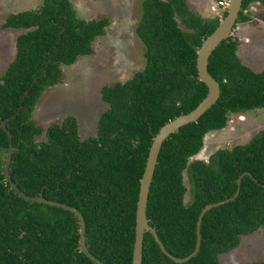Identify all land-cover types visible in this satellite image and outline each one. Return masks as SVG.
<instances>
[{"label": "trees", "instance_id": "16d2710c", "mask_svg": "<svg viewBox=\"0 0 264 264\" xmlns=\"http://www.w3.org/2000/svg\"><path fill=\"white\" fill-rule=\"evenodd\" d=\"M253 2L264 6V0H244L237 23L251 19L246 10ZM220 19L203 17L188 0H143L136 32L145 45L146 64L130 79L102 87L108 107L96 135L82 139L77 117L67 115L44 128L33 112L46 88L61 82V65L93 53V42L105 34L110 19L80 17L72 0H42L36 9L7 16L3 27L26 31L17 36L16 55L0 75V264H96L79 249L80 225L73 212L26 200L5 180L10 140L1 123L8 118L14 145L10 174L18 187L78 208L89 250L108 264L132 263L150 148L165 123L206 97L197 52ZM239 45L231 34L213 51L208 69L220 83L219 100L172 133L159 154L147 216L167 250L177 257L193 252L202 209L233 196L243 172L251 175L243 177L234 200L206 212L196 256L175 262L146 231L142 264H220V255L237 248L243 236L264 229V128L246 143L216 150L208 161L191 159L209 132L227 126L230 114L264 108V69L245 64ZM43 132L46 139L37 140Z\"/></svg>", "mask_w": 264, "mask_h": 264}, {"label": "rangeland", "instance_id": "374dc122", "mask_svg": "<svg viewBox=\"0 0 264 264\" xmlns=\"http://www.w3.org/2000/svg\"><path fill=\"white\" fill-rule=\"evenodd\" d=\"M191 7L205 18H222L224 9L219 0H188ZM80 17L111 21L104 35L93 42V53L81 55L72 65H61L63 78L55 86L47 87L36 104L33 119L44 128L61 123L67 115L77 117L82 139L97 133L101 113L108 104L102 99L104 85L124 82L144 68L145 45L136 32L142 16L143 0H72ZM42 0H0V75L16 55L17 36L23 28H5L3 23L11 13L36 9ZM246 13L249 21H239L232 35L239 40V56L254 70L264 69V6L253 2ZM264 128V108L245 113H232L227 126L209 132L201 151L191 159L209 160L220 148H232L248 142ZM43 132L37 140H45ZM185 184L190 180L185 171ZM191 194L188 191L185 201ZM220 264H246L253 260L264 261V229L245 235L240 245L219 257Z\"/></svg>", "mask_w": 264, "mask_h": 264}, {"label": "water", "instance_id": "95a60500", "mask_svg": "<svg viewBox=\"0 0 264 264\" xmlns=\"http://www.w3.org/2000/svg\"><path fill=\"white\" fill-rule=\"evenodd\" d=\"M244 0H229V4L226 9V14L220 19L218 26L215 30L207 36V38L203 41L201 47L198 49L197 56V69H198V78L202 82H204L208 87V93L206 97L191 111L188 113H182L174 119L169 120L165 123L158 133L155 135L152 146L149 151V155L146 162V167L141 178L140 190H139V198L137 202V212H136V230H135V242L133 249V260L131 264H142L143 262V250H144V238L146 231H150L157 243L159 244L162 251L169 256L175 262H186L192 257L196 256L200 250L202 234H201V224L203 221V217L207 211L212 208L228 203L234 200L240 193L242 179L245 175H251L249 171L243 172L238 178V187L235 194L229 198L210 203L206 205L199 214L198 222H197V240L196 246L193 252L185 257H177L170 253L163 241L161 240L157 230L150 224L148 216H147V206L149 193L151 189V184L153 181V176L156 170V166L159 160V154L161 152L163 143L167 140L170 135L174 132H177L182 126L187 125L191 122L197 121L206 111H208L220 98L221 95V86L219 81H217L208 69L210 57L215 49L229 36L232 34L237 20L240 16V12L243 7ZM47 70L44 71V74ZM38 81V78H35L34 83ZM33 85V84H32ZM29 90H26L22 101L25 100V97L29 93ZM23 107V104L20 108ZM16 114L13 115L15 117ZM3 120L1 123L2 128L7 132L10 140V144L8 147V151L5 158V164L3 167V173L5 175V180L10 184L11 189L15 191L20 197L30 200L32 202L44 203L51 206H56L59 208H63L65 210H69L73 212L78 220H79V249L85 255H87L94 263L96 264H108L103 260L99 259L95 256L88 248L86 243V222L82 212L71 205L50 200L44 197L42 194L38 196H32L27 194L25 191L21 190L18 185L13 181L12 176L10 174V164L12 161V156L14 153V145L12 141V134L9 128L7 127V121Z\"/></svg>", "mask_w": 264, "mask_h": 264}, {"label": "built area", "instance_id": "2783aa9c", "mask_svg": "<svg viewBox=\"0 0 264 264\" xmlns=\"http://www.w3.org/2000/svg\"><path fill=\"white\" fill-rule=\"evenodd\" d=\"M218 4L226 11L227 6L229 4V0H219Z\"/></svg>", "mask_w": 264, "mask_h": 264}]
</instances>
